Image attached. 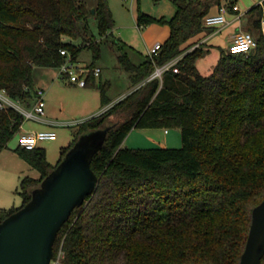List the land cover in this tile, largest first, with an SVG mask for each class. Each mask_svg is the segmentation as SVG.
I'll list each match as a JSON object with an SVG mask.
<instances>
[{
    "label": "trees",
    "instance_id": "obj_1",
    "mask_svg": "<svg viewBox=\"0 0 264 264\" xmlns=\"http://www.w3.org/2000/svg\"><path fill=\"white\" fill-rule=\"evenodd\" d=\"M173 2L170 18L137 16L139 26L169 25L157 55L141 63L127 52L118 55L138 87L82 121L56 164L43 147L16 148L40 175L21 180L22 204L0 208V221L32 198V190L80 135L112 125L91 163L97 187L58 233L55 252L63 245L66 264L240 263L253 209L264 199V0L251 25L259 31L257 45L241 53L221 48L209 75L196 64L207 49L200 44L189 50L195 42L186 43L204 30H216L205 27L204 18L222 0ZM92 12L100 34H110L115 20L108 0H96L93 10L81 0H0V88L13 99L27 100L34 95V67H60L66 60L62 49L74 60L84 47L99 57L100 44L88 35ZM171 61L162 77L150 78L157 66ZM95 78L89 74L87 86H96ZM98 89L102 105L110 104L105 84ZM24 120L16 108L0 107V148ZM139 127H179L183 145L125 146L128 134Z\"/></svg>",
    "mask_w": 264,
    "mask_h": 264
},
{
    "label": "rangeland",
    "instance_id": "obj_2",
    "mask_svg": "<svg viewBox=\"0 0 264 264\" xmlns=\"http://www.w3.org/2000/svg\"><path fill=\"white\" fill-rule=\"evenodd\" d=\"M88 9L93 10L96 0H81ZM261 0H236V3L245 13L244 23L256 19L260 7L257 5ZM115 20L114 27L108 35H101L98 20L90 13L88 17V35L100 44V56L95 58L90 47H84L78 54L75 63L79 68H86L92 74L96 67L102 72L96 76V86L80 87L70 83L69 79H62L59 66H35L33 70L36 88L43 87L49 81L55 80L64 86H53L45 92L46 107L48 116L54 117L62 125L55 126L57 137L51 140H43L38 146L46 149L48 160L56 164L61 157V150L74 138L78 125L92 116L96 115L101 106V93L98 89L100 83L105 84L106 94L115 102L119 97L126 94L132 87L130 74L125 70L118 60L121 53H129L132 60L141 63L149 53L148 49L157 42L164 43L169 37V25L153 22L145 26H139L137 16L140 12L149 13L155 17L170 18L176 11L173 0H108ZM256 6V7H255ZM254 8L253 12L248 9ZM258 37L259 31L256 28L250 29ZM222 32L211 38V42L221 38ZM67 41L79 45L82 38H67ZM193 46L189 47L191 50ZM224 49H227L226 47ZM211 73L207 72L206 75ZM60 77V78H59ZM33 104L36 102L34 97ZM21 106L31 108L23 102ZM46 116V115H45ZM25 128L42 130V123L35 119L25 118ZM134 128L126 137L124 144L133 148H147L155 146L180 147L183 145L182 133L179 127ZM19 131L10 140L6 147L0 148V208H12L22 204L21 180L25 176L39 177L40 172L34 168L16 149L19 146ZM167 142V143H165Z\"/></svg>",
    "mask_w": 264,
    "mask_h": 264
},
{
    "label": "water",
    "instance_id": "obj_3",
    "mask_svg": "<svg viewBox=\"0 0 264 264\" xmlns=\"http://www.w3.org/2000/svg\"><path fill=\"white\" fill-rule=\"evenodd\" d=\"M112 125L79 136L32 198L0 221V264H51L63 224L83 205L99 181L92 168ZM264 199L254 207L245 250L239 264H262Z\"/></svg>",
    "mask_w": 264,
    "mask_h": 264
},
{
    "label": "built area",
    "instance_id": "obj_4",
    "mask_svg": "<svg viewBox=\"0 0 264 264\" xmlns=\"http://www.w3.org/2000/svg\"><path fill=\"white\" fill-rule=\"evenodd\" d=\"M233 4H221L218 6L217 12L209 13L204 18V26L205 27H215L216 30L221 29V27L227 25L230 22L228 17L230 10H233L237 13L238 17L242 16L241 8L236 3V0H233ZM261 33L264 35V15L261 18L260 24ZM202 44L201 42H195L192 48L197 47ZM162 43L157 42L154 46H152L149 50V55L154 56L157 55L161 49ZM257 45V40L254 34L250 30L241 29L236 32L233 36V40L229 45V50L232 53H241V52H249ZM61 53L66 55V60L60 66L62 76L67 77L69 81L73 84H76L80 87L87 86V79L89 73L86 68H79V65L75 63V60L72 59L71 54L67 49H62ZM173 61L166 63L163 66H157L154 73L150 78L153 77H162V73L165 69L170 68ZM94 74L96 76L100 75L101 68L96 67L94 69ZM149 78V79H150ZM36 102L31 108H26L21 106L19 103L15 102L12 97L8 95L5 89L0 88V107H14L19 110L24 118L27 119H35L40 120L41 117L45 114V91L42 88H37L35 91ZM169 130L166 129V132ZM57 137V132L54 129H42L38 131H25L22 132L19 136V145L27 148L33 149L38 146V143L43 140H51ZM65 251L63 249V245H61L57 252L54 253V256L51 260V264H66L65 262Z\"/></svg>",
    "mask_w": 264,
    "mask_h": 264
},
{
    "label": "crops",
    "instance_id": "obj_5",
    "mask_svg": "<svg viewBox=\"0 0 264 264\" xmlns=\"http://www.w3.org/2000/svg\"><path fill=\"white\" fill-rule=\"evenodd\" d=\"M228 1L229 0H222V4H227ZM260 2L262 3V0ZM217 10H218V4L216 6H214L211 13L217 12ZM241 14H242V16L239 18L236 12H234L233 10H230V13L228 15L230 22L227 25L221 27V29L214 31L212 33H208L207 31L204 30V31L192 36L188 40V42L186 43V44H188V43H192V42H201L203 44V47L205 49H207L208 52L196 61V64H197V66H198V68L202 74L206 75L207 72L211 73L213 71L215 65L217 64V62L219 60V57L221 54V48H225V47L228 48L229 47L230 43L233 40V36L236 32H238L241 29L250 30V27L252 25L253 20H250L248 23H244L243 16L245 15V13L243 11H241ZM221 32H222L221 38L215 39L214 42H211V38L214 37L215 35H219ZM169 34H170V27H169ZM150 48L148 49V51L150 50ZM147 55H149V53ZM101 72H102V70H101ZM62 79L66 80L67 78L65 79V77L62 76ZM56 85L61 86V87L64 86L61 82L57 83L55 80H52V81H49L47 84L43 83V86H45V88H43V87H40V88H42L46 92L47 89H48L47 91H49L50 89H52L53 86H56ZM46 87H47V89H46ZM136 87H138V85L132 84L131 89L126 94L119 97V100L122 99L123 97H125L131 91H133ZM36 89H37L36 88V82L34 79V95L32 96V98L27 99V100H18V99H13V100L17 103L19 101L23 102L27 106L32 107L35 104V103L33 104L31 101H33V99L35 97ZM119 100L117 99L115 102H117ZM115 102H111L110 104H107L104 106L101 103L99 111L96 113V115L105 111L107 108H109ZM38 121L42 123L43 127L41 129H54L55 130V126L62 125V123H63V122L58 121L54 117L48 116L46 114V112L41 117V119ZM30 130H35V129L25 128L23 124L20 128V131H23V132L30 131ZM165 132H166V130H165ZM166 133H169V131ZM165 143H167V142H165Z\"/></svg>",
    "mask_w": 264,
    "mask_h": 264
}]
</instances>
